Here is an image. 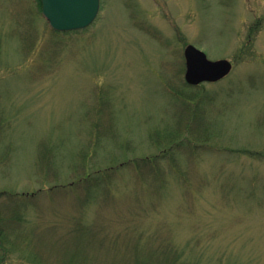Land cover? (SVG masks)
Segmentation results:
<instances>
[{
    "label": "rangeland",
    "instance_id": "1",
    "mask_svg": "<svg viewBox=\"0 0 264 264\" xmlns=\"http://www.w3.org/2000/svg\"><path fill=\"white\" fill-rule=\"evenodd\" d=\"M40 10L0 0V264H264V0H101L68 33ZM191 44L231 74L186 88ZM183 140L213 151L188 183L111 171Z\"/></svg>",
    "mask_w": 264,
    "mask_h": 264
},
{
    "label": "water",
    "instance_id": "2",
    "mask_svg": "<svg viewBox=\"0 0 264 264\" xmlns=\"http://www.w3.org/2000/svg\"><path fill=\"white\" fill-rule=\"evenodd\" d=\"M43 14L50 26L60 32L87 29L98 17L101 0H42ZM185 80L191 86L216 83L233 70V63L226 59L210 60L195 45L184 49Z\"/></svg>",
    "mask_w": 264,
    "mask_h": 264
},
{
    "label": "trees",
    "instance_id": "3",
    "mask_svg": "<svg viewBox=\"0 0 264 264\" xmlns=\"http://www.w3.org/2000/svg\"><path fill=\"white\" fill-rule=\"evenodd\" d=\"M38 2L40 4V8H41L40 12L42 13V2H41V0H38ZM252 27H254V26H252ZM253 30H254V28H253ZM184 86H186V88L195 89V87H191L187 83ZM172 91L175 92L178 96H180L181 99H184V95L180 91L178 92L177 90H174V89ZM190 99L191 98H188L187 100L191 101ZM204 100H206V99H204ZM202 101H201V104L203 105ZM201 104H200V107H201ZM200 107H199V109H200ZM157 138H159V136L154 135L152 140L157 143V140H158ZM159 139H161V137ZM191 142H193V141L183 140V141L177 142L173 146H170L168 149L163 151V153H162L163 156L160 155V156H155V157L136 158L133 160H128L127 163H123L120 165L121 168L120 167L117 169L113 168L111 171L117 170L116 172H118V171H121V170L126 169V168L132 169L137 174H139L140 177H143L146 179L151 178V180L148 182H151L152 186H154V188H157L159 185L157 183H154L155 181L152 182V180H156V182L157 181L160 182L164 179L165 174L168 172L166 164L168 163V161H170V163H171L170 167H172V168H170V172L176 173L177 175L181 173L180 176H181L182 181L184 183H188L190 180L189 175L191 173L189 172V170L186 169V167L183 168L181 166V164L179 163V161L181 162L182 158L184 156L187 159L188 158L189 159L190 158L196 159L197 155L205 153L206 152L205 150L209 148V147H207L208 146L207 144L197 143L196 145H194V142L193 143H191ZM203 146H206L207 148L204 149L205 147H203ZM186 147H192L193 148V155H191V151H189V152L185 151ZM208 151H207V153L213 152V151H211V148H209ZM181 156H183V157H181ZM118 169H120V170H118ZM189 169H191V168H189ZM111 171L108 170L106 172H103L101 176H98V179L101 178L100 179L101 181L102 180H103V182L105 181L101 187V190L106 194L111 193V191L108 192L109 187H106L109 184V179H111L110 177L112 176ZM184 171H186V174H184ZM140 172H142V173H140ZM93 179H95V177L91 178V180H93ZM91 180H90V182H86V183H91ZM86 183H84V184H86ZM189 185L190 184H188V186ZM89 186H90L91 190H92V188L95 187L92 184H89ZM190 187H191V185H190ZM153 192L155 193L156 191L154 190ZM191 197L193 198L194 196L191 195ZM180 259H181V257H179L177 262L175 261L171 264H178Z\"/></svg>",
    "mask_w": 264,
    "mask_h": 264
}]
</instances>
